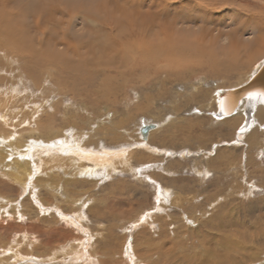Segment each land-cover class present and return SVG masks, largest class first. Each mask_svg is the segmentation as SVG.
I'll list each match as a JSON object with an SVG mask.
<instances>
[{
	"label": "rangeland",
	"instance_id": "rangeland-1",
	"mask_svg": "<svg viewBox=\"0 0 264 264\" xmlns=\"http://www.w3.org/2000/svg\"><path fill=\"white\" fill-rule=\"evenodd\" d=\"M161 1L178 5L172 15L181 8L182 12H197L199 7H189L195 2L192 0ZM95 2H110L106 8L110 9L111 24L104 28L89 25L79 16L72 19L70 29L66 22L70 17L59 14L70 40L82 45L78 47L81 53L85 43L95 44L101 39L113 44L114 39H120L127 45L130 30L139 32V0ZM214 4L216 8L210 11L225 23L219 28H224V34L235 24L241 26L242 19L264 18L260 12L264 0H214ZM205 6L201 7L206 11ZM193 11L189 14L195 15ZM226 24L231 25L224 27ZM162 27L154 29L156 34ZM99 30L101 35H97ZM133 35L131 38L137 36ZM249 36L246 33L245 37ZM126 55L120 75L108 72L103 60L82 68L84 82L75 83L64 75L68 81L60 85L41 75L40 86L28 75L14 73L15 69L8 72L9 63L0 56V147H7L8 152L1 161L4 165H0V264H50L59 260L62 264H86L88 260L90 264H134L136 254L143 255L144 264L264 262V119L249 114L244 106L232 117L217 116V93L242 84L264 56L250 60L243 71L213 76L191 68L187 71L186 67L172 75L161 70L155 74L151 68L140 67L139 56ZM237 61L241 68L244 60ZM87 72L96 76L91 84L86 83L90 78ZM106 78L109 81L103 88L100 83ZM70 85L76 89L66 88ZM7 135L11 145L5 143ZM48 147L50 150H45ZM54 155L62 160L51 159ZM26 158L33 173L20 180L21 170L11 164ZM73 158L82 162L74 164ZM255 238L259 241H253ZM254 249L262 255L260 261L244 263V255ZM147 257L150 260H145Z\"/></svg>",
	"mask_w": 264,
	"mask_h": 264
},
{
	"label": "bare ground",
	"instance_id": "bare-ground-1",
	"mask_svg": "<svg viewBox=\"0 0 264 264\" xmlns=\"http://www.w3.org/2000/svg\"><path fill=\"white\" fill-rule=\"evenodd\" d=\"M193 1H195V2L192 3ZM49 2H51V3H49ZM192 2H191L192 4L190 6L189 5H187V6H189L191 8L193 6V9H195L194 6L195 7L199 6V7H197L198 8L197 12H194L193 10H191V11H193V13H196L199 16V18L196 17V14L195 15L189 14L191 11H189V10L187 11V9H186L187 12L184 9L182 12L181 11L182 8L179 9L180 13L179 12L176 14L174 13V15L170 14V12H172V10L174 11V8L176 6L175 5L173 7L174 3H173V5L172 4L170 5L169 2L164 3L161 0H150V2H146L149 4H146L145 2H142L141 0H139V2L137 4L138 10L141 12L140 16H139V20H140L139 23L140 24L137 23V26H140L139 32L136 33L134 31L132 32L130 30L129 34H131L132 36H135L133 34H136L137 36L133 37V38H131L132 36H128L129 40H128V42L126 41V44L128 46L124 45L125 42H123L120 39L115 40L113 38L115 41L114 44L112 43V40H110V41L106 40L105 41V40L101 39V40H97L95 42V44L93 42L92 43H85L86 45L83 43L85 45V46H83V48H85V51L83 53H81L80 51L82 49L80 50V48H78V47H80L82 45L75 43L72 40H70L71 38H69V36L67 34V32H68L67 29L65 30L66 31L65 32L64 29H62V27H61V21L63 18L59 17V19H58V15L60 14V15L68 16L67 18L70 17V20L66 21V22H68L67 26L69 28L71 27L70 23L73 22L72 19L78 18L79 16H83L81 18V21L83 20L82 22H84V23L88 22L89 25L90 24H94V25L100 24V26L99 25L98 26L104 28L105 26L108 27V24H111V22H112V21L111 22L109 21V19L112 18V17H109V15H110L109 10L110 9L108 10V8H106L110 5L109 4L110 2H104L105 4L106 3H108V4L102 5L103 1H102V4H101V2H97V4H96L95 0H77L75 2L69 1V0H27V3L26 2L24 3L23 0H0V56L3 55L4 59L5 60L7 59L6 61L9 63V66L7 69L8 72L10 71V73H11V71H14V69H15L14 73H16V72L18 73V71H19V73L21 75L26 74L29 77L35 79L36 84L38 86L43 84L41 81L42 79L40 77L41 75L42 76L47 75L51 80L57 81L58 84H60V85L65 84V81L67 79L66 77L74 79L75 83L84 82V80L82 79V76L84 75V70L82 68L85 67L86 65L90 66L91 64H94V62H97L96 64H98L99 62H101L103 60L106 61L105 64L104 63L103 64L105 66L109 67L108 72L110 71L111 73L113 72L114 74H116V72H117L120 75V74H122V65H123L122 64V61H123L122 57H124L126 54H127L126 56H129V55L139 56L138 61L140 64H142V65H140V67L142 69L151 68V69H153V72L155 74H157V72H155V71L161 70L162 72L165 71L169 75L170 74L172 75V74L179 72V70L184 71L183 67H186L185 70L187 69V71L191 68L193 70H199L201 75L206 74V75H213V76L222 75V74L227 75L233 71H238V69L243 71L248 66V64L250 63L249 62L250 60L252 61L257 56H259V57L264 56V54H262V53H264V18L253 20V19H250V17H249V18H247V19H249V21H247V20L245 21L241 18L242 19L241 20L242 21L241 26L238 24L233 25V23H232V25L234 27L231 26L232 28H230L229 33L224 34L225 33V32H223L224 28H223V30L221 29L222 31L219 28L221 26L225 25V23H221L220 20L214 16V14H213L214 12L212 13L210 11V10L213 11L216 8L215 4H214V0H192ZM203 2H204V4H203ZM125 3H127V1ZM134 3H136V2L134 1ZM203 5H206L205 7L208 8V10L211 13L208 10H206V11L204 9L202 10L201 6H203ZM122 6H124V5H122ZM184 8H186V7L184 6ZM176 9L177 8H175V10ZM141 10H144L145 12H142ZM204 12L205 13L209 12V15L207 17L204 16V14H205ZM260 12H261V15L264 17V10L262 9ZM237 13H238V10H237ZM239 13H241V12L239 11ZM246 13H247V11H246ZM60 19H61V21H60ZM234 20H236V19H234ZM233 22H235V21H233ZM44 23H46L47 26H44ZM161 24L163 25L164 28L162 27L163 29H161L160 30L161 32L159 34L157 33L158 34L157 35L156 31L154 29L157 28L158 26L159 27L162 26ZM62 25H64V24H62ZM103 25H105V26L103 27ZM230 25L231 24H226V26H224V27H227V26L229 27ZM87 27H89V26H87ZM195 28H197V29H195ZM137 29H138V27H137ZM225 30H227V29H225ZM99 31H101V32H100V34L97 33V35H101L102 30H99ZM103 31H104V29H103ZM214 32H218V34H214ZM246 33H250L249 38L245 37ZM117 34L118 33H116V35ZM100 37L103 38V36H100ZM128 37H125V38H128ZM160 38L162 40H160ZM76 41L78 42V40H76ZM88 41H89V39H88ZM246 41H248V43H246ZM122 43H123V45H122ZM70 56H71V58H70ZM191 57H192V59H191ZM248 57H249V59H248ZM197 59L200 60L201 62H202V60L203 61L207 60V62H206V64H202ZM239 59H241L242 61L244 60L243 65L240 64L241 68L237 67V64H238L237 60H239ZM245 60H247V61H245ZM257 60H259V58ZM0 61H2V60L0 59ZM137 63L138 62L136 61V64ZM0 65L2 66V62H0ZM137 65H136V67H137ZM262 65H264V58L260 61V63L258 65H255V68L251 73H249V74H247V76H245L246 78L244 79V82L242 81V84H240L239 86L232 88V89L221 90L220 92L217 93V101H218L217 116H219V118L220 117L224 118V116L225 117L226 116L232 117L236 114V112L238 110L241 109L242 106H244V108L247 109L249 114L254 113L256 115V117H258L260 120L264 119V111H263L264 110V95H261V93H264V67H262ZM3 67L5 69V66H3ZM128 69H130V68H128ZM142 69H141V71H142ZM132 71H133V69H132ZM136 72H138V71H136ZM129 73H130V71H129ZM118 74H116V75H118ZM64 75H67V76L65 77ZM60 76H64V78L62 77L64 80L60 81ZM93 76H95V75L89 74V72H87V77H90L86 81L87 84L92 83V81L94 79ZM11 77H12V75H11ZM19 77H20V75H19ZM143 77H145V76H143ZM106 79L107 80H104L102 83H100L101 85L103 84V88H104V86H106V84H108L109 78H106ZM4 85H5V83H4ZM67 87L70 88L69 89L70 91H74L76 89V88L74 89V86H71V85L66 86V88ZM91 88H93V87L91 86ZM85 90H86V88H85ZM89 90H90V88H89ZM102 90H104V89H102ZM62 91H63V89H62ZM94 91H96V90H94ZM1 94H2V92H1ZM103 95H106V94H103ZM1 98L7 99V97H3V96ZM10 101H12V100H10ZM221 102H223V103H221ZM10 105H11V103H10ZM12 113H10V114H12ZM1 115H2V113H1ZM1 117H3V116H1ZM49 123H51V122H49ZM31 125H32V123H31ZM37 127H38V124H37ZM3 131H4V129H3ZM19 131H21V130H19ZM49 131H51V130H49ZM7 137H8V141L5 143L11 145L12 142H9V141H11V140H9L11 138H9L8 135H7ZM16 143L20 145L21 142H18V140H17ZM22 145H24V144H22ZM65 146H66V144H65ZM27 149H33V146H31V147L29 146V148L27 146ZM25 150H26V148H25ZM45 150H50V148L49 147L45 148ZM45 150H43V153H46ZM66 152H68V151H66ZM28 153L29 152H25V154H27V155H28ZM7 154H8L7 147H5V146L0 147V165L1 166L4 165L5 162L3 161L4 163H1V161L4 160V156H6ZM72 155H74V154H72ZM69 156H71V155H69ZM47 159H49V158H47ZM51 159H54L55 161L59 162L62 160V157L54 155L53 157H51ZM28 160L26 158L24 161H19L20 163L15 161L11 164V165L14 164L13 167L17 166L21 170L22 173H20V178H19L20 180L22 179V177H27L29 175V173H33V172H30L31 164ZM32 160H33V158H32ZM63 160L67 161V159H63ZM69 160L70 159H68V161ZM77 161H81V160H77V158L72 159V163H74V164H77L78 163ZM81 162L79 164H81ZM128 163H126V164H128ZM44 165H45V163H44ZM46 169L48 170V168H45V170ZM53 170H54V168H53ZM58 170L60 171V169H58ZM131 170L133 172L135 170V167L134 166L132 167V165H131ZM69 172H72V171H69ZM15 180H16V178H15ZM17 180H18V178H17ZM76 180H78V179L76 178ZM56 185H57V183L55 184V186ZM52 186H54V185H52ZM55 189H54V191H55ZM193 201H194V199H193ZM193 201H192V204H193ZM73 203H74V201H73ZM182 206H184V205H182ZM191 207H193L194 208L193 210H195L196 205H195V207H194V205ZM189 210H192V209L189 208ZM81 211H82V209H81ZM82 214H84V213H82ZM202 215H203V213H202ZM83 216L84 215H82V217ZM243 233L245 234L244 231H243ZM243 233L241 234V232H240V235L244 237L245 235ZM186 234H185V236H186ZM161 236L163 237V235H161ZM232 236H234V234ZM241 236H239V237L241 238ZM249 236H248V238H249ZM227 238H226V240H228ZM222 239H225V237ZM222 239H221V241H222ZM219 240H220V238H219ZM257 240L258 239L253 240V241H257ZM49 241H51V240H49ZM205 241H207V240H205ZM261 241H260V243H262ZM229 242L227 243V245L230 243L232 244V242H230V243ZM250 242H251V239H250ZM80 244H82V243H80ZM201 244H203V243H201ZM253 244H255V243H253ZM263 244H264V239H263ZM232 245H231V247H232ZM239 245L240 244H238V246ZM82 246H85V245H82ZM186 246H189V243H188V245L186 244ZM72 248H73V246H72ZM254 250L255 251L253 253H251L250 255L249 254L244 255V257L242 258L244 263L255 261V260L259 259L260 257H262V255L260 253H257L259 251L256 252V249H254ZM243 251H244V249H243ZM237 252H238V250L236 251V253ZM240 252H242V251H240ZM64 253H66V252H64ZM68 253H71V255H72V251H69ZM167 253H169V252H167ZM243 253L245 254V252H243ZM129 254H131V253H129ZM135 254H136V252H135ZM146 254H148V253H146ZM152 254H150L149 256H152ZM161 254L166 256V252H161ZM218 254H220V253H218ZM233 254L232 255L229 254V255L234 257ZM262 254H263V252H262ZM69 255H68V257H69ZM85 255H87V254H85ZM132 255H134V254H132ZM226 255H228V254L226 253ZM12 256H14V255H12ZM19 256H21V255L19 254ZM25 256H27V255H25ZM237 256H238V253H237ZM142 257H143V255H137V254H136V256L134 255L135 263L136 264H144L145 261H144V258H142ZM72 258H73V260L76 261L75 256H73ZM31 259H33V258H31ZM53 259H51V260L53 261ZM55 259H56V256H55ZM199 259L201 260V255H200ZM242 259H240V260H242ZM260 259L257 261L259 262ZM84 260H86V259H84ZM145 260H150V258L147 257V258H145ZM62 261L59 260L58 262H55V263L53 261V263H50V264H62L63 263ZM130 261L131 260H129V262ZM237 261H239V260H237ZM209 262H210V260H209ZM0 263H2L1 260H0ZM86 264H90L89 260H88V263L86 262ZM94 264H97V263H94ZM103 264H112V263L111 262H105ZM113 264H117V262H113ZM232 264H233V262H232ZM235 264H236V262H235ZM253 264H264V262L262 260L260 263L254 262Z\"/></svg>",
	"mask_w": 264,
	"mask_h": 264
},
{
	"label": "snow or ice",
	"instance_id": "snow-or-ice-1",
	"mask_svg": "<svg viewBox=\"0 0 264 264\" xmlns=\"http://www.w3.org/2000/svg\"><path fill=\"white\" fill-rule=\"evenodd\" d=\"M262 67H264V65H262ZM261 95H264V93H261ZM221 103H223V102H221Z\"/></svg>",
	"mask_w": 264,
	"mask_h": 264
}]
</instances>
